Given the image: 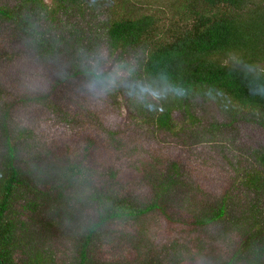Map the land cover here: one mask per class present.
<instances>
[{
    "label": "trees",
    "instance_id": "trees-1",
    "mask_svg": "<svg viewBox=\"0 0 264 264\" xmlns=\"http://www.w3.org/2000/svg\"><path fill=\"white\" fill-rule=\"evenodd\" d=\"M164 1L155 11L131 0L0 4V78L35 67L43 77L49 63L64 62L53 85L43 81L48 119L22 116L15 100L0 102V264H264V0ZM98 54L127 70L125 83L150 85L158 95L140 101L117 88L138 120L119 129L104 122L95 136L85 131L91 112L67 93L77 88L76 73L87 79L88 69H76L89 68ZM54 123L63 132H52ZM147 126L169 133L181 148L206 142L209 129L230 139L247 138L246 129L250 139L252 131L262 133L238 175L263 194L243 223L227 219L219 254L209 249L211 237L186 243L188 229L173 231L170 206L185 211L192 184L177 161L165 170L156 169L157 161L138 166L153 149ZM71 132L86 136L75 141ZM150 213L166 221L152 230L143 218ZM225 216L221 201L192 219L202 226Z\"/></svg>",
    "mask_w": 264,
    "mask_h": 264
},
{
    "label": "rangeland",
    "instance_id": "rangeland-1",
    "mask_svg": "<svg viewBox=\"0 0 264 264\" xmlns=\"http://www.w3.org/2000/svg\"><path fill=\"white\" fill-rule=\"evenodd\" d=\"M132 3H140L145 7V10H156L159 6L164 7L167 3L164 0H131ZM13 0H1L0 4L4 6L12 5ZM7 4V5H6ZM169 14L172 11L167 10ZM161 13V12H160ZM162 14V13H161ZM166 14V13H165ZM59 14L57 16V25L64 18ZM75 26V24H73ZM103 50L99 48V51ZM124 54V53H123ZM116 57V55H114ZM127 58V54L124 55ZM105 59L102 61V67L105 72H110L113 67H117V61H114L112 56L108 59L107 55H104ZM62 59V58H61ZM32 60V59H31ZM33 61V60H32ZM120 62V61H119ZM64 62L58 59L54 61L52 66L44 67V76H40L37 73V67L32 69H27L23 73H17L16 71L11 72L12 76L9 79L8 77L0 78V102L3 101H12L15 100L16 107L24 109V115L30 116L32 120L39 122L42 117L48 119L47 107L48 98L50 94L46 95V91L43 90L45 83L53 85L57 81L59 69L58 65H62ZM46 64V65H49ZM58 64V65H57ZM90 65V64H89ZM20 67V66H16ZM78 69H89L84 65L77 68ZM70 72L72 70H69ZM123 77H126L128 72L126 69H123ZM72 73V72H71ZM82 76H86L85 73H76L78 83L75 84L77 88H70V91L67 93L68 98H74L76 100H70L73 105H82L83 108H86L91 113L85 121V131L89 135L99 136L94 132V127L96 130H99V127L106 122L114 128L119 129L120 127L124 128L136 122L138 110L130 103H128L125 96L119 90H114L106 98L97 102L95 100L89 99V97L84 93L82 85L86 79ZM63 81V80H62ZM64 82V81H63ZM62 82V83H63ZM58 82L57 84H60ZM52 94V93H51ZM34 97L36 99L35 103H25L28 98ZM22 99V101H21ZM25 100V101H23ZM47 102V103H46ZM26 105H35L24 107ZM11 108L15 109V103H13ZM69 108H72V105H68ZM82 111V109L80 108ZM10 115L17 114L15 111L9 112ZM84 115V114H83ZM176 119L181 117L174 115ZM51 122V121H49ZM90 128L93 129L90 131ZM64 127L58 126L55 123L51 125L52 132H63ZM156 129V130H155ZM88 130V131H87ZM126 130V129H125ZM177 130V129H176ZM210 130V129H209ZM206 132L207 137L206 142L199 144L191 142L187 146L181 148L178 140L172 139L169 133L164 132V134H159L160 130L153 126H147L143 133L149 135L151 141L149 145L153 147L151 154L148 156L145 155L143 159L140 160L138 166L142 169L144 168V161L156 162V169L162 168L167 169L172 161H177L182 170L187 171L189 183L192 184L190 196L192 194V203L189 204V209L182 211L178 206L172 204L170 206V214L176 219L177 225H174L173 231L176 233H185L183 237L186 238V243L192 242V237L196 235L204 236V239L212 238L209 249L211 248L215 254H219L224 250L225 246L224 241L221 240L223 233H221L222 228L227 225V222L234 218L239 223H243V220L246 215H251V204L256 200V197L263 194L261 192H253L248 190L242 182L240 181L239 173L244 171V166L246 164V159L249 158V154L246 155L247 151L254 145H257L256 140L262 136L256 131L251 132V137H249V130L246 129L247 138H241V135L238 137L233 136L230 139V136L227 135H217L214 134L211 136L210 131ZM136 132V129L133 130ZM135 132H128V135H134ZM163 132V131H162ZM186 135L188 131L185 130ZM258 133V135H257ZM80 138H84L86 135L79 133ZM79 134L77 132H71V138L73 140L79 139ZM141 134V130L137 132ZM126 136L124 134L120 135L119 138L131 139L133 137ZM238 138V139H237ZM218 140H223L220 142ZM236 140V141H231ZM183 141V140H182ZM163 149L161 152L163 154L160 156V151L157 150ZM153 153V154H152ZM155 153V154H154ZM186 154V156H185ZM191 158V159H190ZM198 158L199 161H193L192 159ZM240 164H239V163ZM242 164V165H241ZM251 167H254L255 164L253 161L250 163ZM198 185V186H197ZM196 188L198 191H192V188ZM259 198V197H258ZM264 199V198H263ZM223 201L226 205V216L221 220H215L209 222L205 225L198 226L193 224L192 216L195 214H202L206 210L207 212L213 210L219 202ZM209 208V209H208ZM151 216H144L145 223L150 225V229L155 230L160 222H165L166 220L159 213H150ZM186 214L191 223H182L181 216ZM148 216V217H147ZM188 219V220H189ZM229 219V220H227ZM221 234V235H220ZM199 239V241L201 240ZM203 241V240H202Z\"/></svg>",
    "mask_w": 264,
    "mask_h": 264
},
{
    "label": "clouds",
    "instance_id": "clouds-1",
    "mask_svg": "<svg viewBox=\"0 0 264 264\" xmlns=\"http://www.w3.org/2000/svg\"><path fill=\"white\" fill-rule=\"evenodd\" d=\"M104 59L105 57L102 54H98L90 61L87 79L82 85V89L89 99L99 102L121 86L127 88L129 96L135 97L140 101H144L146 96L157 97L158 94L152 90L150 85L140 82L125 83L122 79L123 71L121 66L113 67L110 72L105 73L102 67V61ZM248 67L250 71L253 70L252 65ZM170 91L176 95L182 96L185 94L184 90L179 88H172Z\"/></svg>",
    "mask_w": 264,
    "mask_h": 264
}]
</instances>
